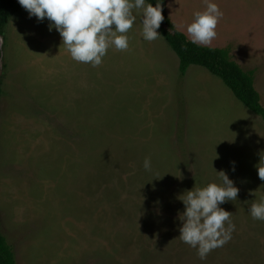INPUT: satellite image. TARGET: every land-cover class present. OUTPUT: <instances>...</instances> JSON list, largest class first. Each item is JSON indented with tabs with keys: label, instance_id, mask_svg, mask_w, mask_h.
I'll use <instances>...</instances> for the list:
<instances>
[{
	"label": "rangeland",
	"instance_id": "rangeland-1",
	"mask_svg": "<svg viewBox=\"0 0 264 264\" xmlns=\"http://www.w3.org/2000/svg\"><path fill=\"white\" fill-rule=\"evenodd\" d=\"M213 2L224 15L204 46L253 71L264 102V0ZM205 10L167 0L189 39ZM141 22L127 50L110 47L93 67L15 2L0 37V230L18 264H264V221L248 211L264 200L263 119L208 69L181 76L160 29L146 41ZM220 171L239 188L220 205L236 230L201 260L179 238V198Z\"/></svg>",
	"mask_w": 264,
	"mask_h": 264
},
{
	"label": "clouds",
	"instance_id": "clouds-1",
	"mask_svg": "<svg viewBox=\"0 0 264 264\" xmlns=\"http://www.w3.org/2000/svg\"><path fill=\"white\" fill-rule=\"evenodd\" d=\"M18 3L29 17L34 16L40 21L47 18L53 22L49 24V30L55 28L59 32L71 58L93 67L102 64L110 47L120 51L129 48L128 33L133 29L137 15L141 16L142 38L149 42L161 36L157 30L164 20L160 0L155 6L146 0H18ZM205 3L206 10L194 12L193 22L187 25L193 44H211L224 15L213 0H205ZM143 166L151 170V159L145 158ZM218 173L219 182L194 187L179 198L185 206L179 215L182 221L179 238L197 249L201 260H206L211 251L228 243L236 230L232 213L220 205L236 200L239 188L226 172ZM258 174L264 180V170L259 169ZM248 211L253 219L264 221V200L253 203Z\"/></svg>",
	"mask_w": 264,
	"mask_h": 264
},
{
	"label": "trees",
	"instance_id": "trees-1",
	"mask_svg": "<svg viewBox=\"0 0 264 264\" xmlns=\"http://www.w3.org/2000/svg\"><path fill=\"white\" fill-rule=\"evenodd\" d=\"M146 2L152 3L155 6L158 0H146ZM160 2H162L164 20L159 29L179 57L180 75L184 77L192 65H199L208 69L212 74L221 78L234 95L264 121V103L261 93L256 86L254 72L246 71L233 60L228 49L191 43L188 36L178 30L169 17L167 0H160ZM14 8L15 0H0V37L4 34ZM3 82V76H1L0 104L3 96ZM0 264H18L14 248L1 230Z\"/></svg>",
	"mask_w": 264,
	"mask_h": 264
},
{
	"label": "crops",
	"instance_id": "crops-1",
	"mask_svg": "<svg viewBox=\"0 0 264 264\" xmlns=\"http://www.w3.org/2000/svg\"><path fill=\"white\" fill-rule=\"evenodd\" d=\"M17 0H15V2H16ZM13 13H14V11H13ZM13 13H12V15H13ZM12 15H11V17H12ZM10 17V18H11ZM10 21V20H9ZM258 89V88H257ZM259 90V89H258ZM232 91V90H231ZM260 92V91H259ZM262 96V95H261ZM238 99V98H237ZM263 99V98H262ZM239 100V99H238ZM240 101V100H239ZM241 102V101H240ZM264 103V102H263ZM247 107V106H246ZM248 108V107H247ZM249 109V108H248ZM256 114V113H255Z\"/></svg>",
	"mask_w": 264,
	"mask_h": 264
}]
</instances>
